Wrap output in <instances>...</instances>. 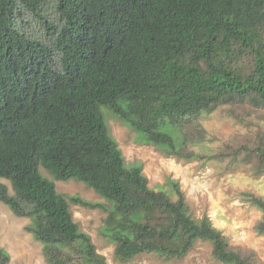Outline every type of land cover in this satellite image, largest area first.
<instances>
[{"label":"trees","instance_id":"16d2710c","mask_svg":"<svg viewBox=\"0 0 264 264\" xmlns=\"http://www.w3.org/2000/svg\"><path fill=\"white\" fill-rule=\"evenodd\" d=\"M45 4L0 0V178L14 192L1 185L0 202L31 219L46 262L109 264L73 204L107 213L102 235L122 262L180 261L203 241L223 264H254L208 216L190 214L178 182L155 190L126 164L103 108L187 160L201 158L188 148L201 117L227 106L240 121L264 117V0H56L55 23L42 18ZM24 11L45 21L47 43L22 31ZM223 157L263 176L264 128ZM70 180L106 204L59 193L56 182ZM245 199L264 214L263 198ZM255 229L264 235V216ZM10 262L0 247V264Z\"/></svg>","mask_w":264,"mask_h":264},{"label":"rangeland","instance_id":"374dc122","mask_svg":"<svg viewBox=\"0 0 264 264\" xmlns=\"http://www.w3.org/2000/svg\"><path fill=\"white\" fill-rule=\"evenodd\" d=\"M45 3L42 18L55 23L56 0H45ZM44 24L45 21L27 11L23 12V19L18 20L23 32L47 43ZM230 108L221 107L200 118L203 132L200 137L191 138L193 143L190 142L188 148L201 158L189 160L171 157L162 148L145 143L107 108H103V113L126 164L142 167L151 188L170 193L172 188L169 181L178 182L194 218L208 216L233 249L243 253L252 252L254 264H264V235L258 234L255 229L264 214L245 199L246 193L264 199V175L256 177L249 167H233L230 158L223 157L264 128V117L252 112L243 114L244 120L240 121L230 112ZM41 171L49 177L43 169ZM1 185L8 188L10 195H14L8 180L0 178ZM56 186L58 192L65 196H78L86 201L106 204L92 189L76 180L56 182ZM71 212L81 231L91 237L98 253L109 264H223L213 257L211 244L203 241L197 242L180 261L167 260L156 254H143L122 262L115 256V245L102 235L107 218L105 211L72 204ZM31 222L30 218H18L7 205L0 202V247L10 254V264H48L43 245L34 239L28 229Z\"/></svg>","mask_w":264,"mask_h":264}]
</instances>
